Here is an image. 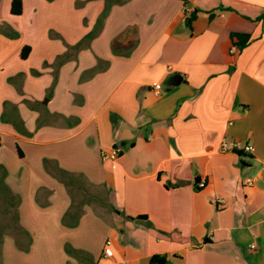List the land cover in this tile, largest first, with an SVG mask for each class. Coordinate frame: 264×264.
<instances>
[{
	"label": "crops",
	"instance_id": "0c3cea01",
	"mask_svg": "<svg viewBox=\"0 0 264 264\" xmlns=\"http://www.w3.org/2000/svg\"><path fill=\"white\" fill-rule=\"evenodd\" d=\"M12 1L0 264H264V0Z\"/></svg>",
	"mask_w": 264,
	"mask_h": 264
},
{
	"label": "built area",
	"instance_id": "2783aa9c",
	"mask_svg": "<svg viewBox=\"0 0 264 264\" xmlns=\"http://www.w3.org/2000/svg\"><path fill=\"white\" fill-rule=\"evenodd\" d=\"M183 13L184 14H189L190 13V8L188 7V5L186 4L183 8ZM236 46L232 47V52L234 53L236 51ZM163 89V85L161 83H155L154 84V90L157 94L161 93ZM255 148L252 144L249 143H244L242 141H233V142H229L227 140H224L221 144V151L224 153H229V152H245L247 154H252L254 152ZM121 154V148L117 147L112 149L109 153H104L103 154V158L104 159H117L119 157V155ZM244 184L246 186H252L253 185V181L251 180H245ZM207 185L206 180L201 179L198 180V182L196 183V187L198 189H203L205 188ZM252 247H255V245H252ZM105 255L108 258L113 257L114 252L111 246V242L108 241L107 242V246L104 250ZM120 264H130L128 261H122Z\"/></svg>",
	"mask_w": 264,
	"mask_h": 264
},
{
	"label": "trees",
	"instance_id": "16d2710c",
	"mask_svg": "<svg viewBox=\"0 0 264 264\" xmlns=\"http://www.w3.org/2000/svg\"><path fill=\"white\" fill-rule=\"evenodd\" d=\"M11 12L14 15H20L22 13V0H13L11 4ZM264 16V15H263ZM193 17V16H192ZM250 35L240 34L236 33L233 35V44L236 46L239 50L243 49L245 46H247L250 42ZM31 51V47L25 46L22 51V57L27 58L29 53ZM1 148V143H0ZM153 264H162L163 259L161 257H154L152 259Z\"/></svg>",
	"mask_w": 264,
	"mask_h": 264
}]
</instances>
